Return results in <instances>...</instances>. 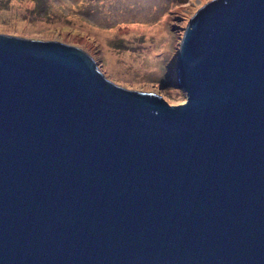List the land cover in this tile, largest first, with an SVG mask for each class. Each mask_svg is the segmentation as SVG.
<instances>
[{"label":"water","instance_id":"1","mask_svg":"<svg viewBox=\"0 0 264 264\" xmlns=\"http://www.w3.org/2000/svg\"><path fill=\"white\" fill-rule=\"evenodd\" d=\"M173 85L0 32V264H264V0H206Z\"/></svg>","mask_w":264,"mask_h":264},{"label":"rangeland","instance_id":"2","mask_svg":"<svg viewBox=\"0 0 264 264\" xmlns=\"http://www.w3.org/2000/svg\"><path fill=\"white\" fill-rule=\"evenodd\" d=\"M206 0H0V32L82 48L125 88L185 100L173 85L188 20Z\"/></svg>","mask_w":264,"mask_h":264}]
</instances>
